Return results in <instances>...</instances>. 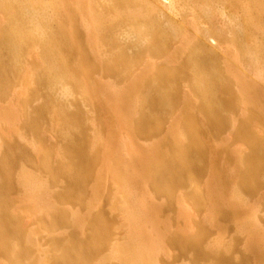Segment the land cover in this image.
<instances>
[{
  "label": "bare ground",
  "instance_id": "1",
  "mask_svg": "<svg viewBox=\"0 0 264 264\" xmlns=\"http://www.w3.org/2000/svg\"><path fill=\"white\" fill-rule=\"evenodd\" d=\"M0 11L6 15L0 25V97L11 90L15 79H19L27 64L25 55H35L37 67L25 66L27 76L23 85L30 87L27 99L32 95L38 97L45 90V103L35 110H26L24 127L41 137L40 131L47 123L45 114L54 113L51 127L58 129L60 126L62 129L56 131L64 139V144L58 145L62 146V158L57 164L52 160L56 148L48 146L43 150L41 147L43 159L39 158L42 162L39 167L48 177L31 173L32 178L22 179L24 164L33 157L25 146L0 135V255L5 257L3 264H105L112 258L120 264H157L161 247L152 254L153 247L143 242L147 231L142 229L140 211L131 217L121 209L124 219L127 214L129 224L133 219L135 223L128 226L124 221L127 226L124 238L111 240L107 254L103 250L111 227L101 211L88 217L90 233L52 236L47 250L38 247V251V237L22 227L14 212L12 194L16 183L27 182L28 188L24 189L29 193L23 197L35 202L33 209L39 215V233L52 235L61 228H82L86 222L79 212L72 213L61 206L78 203L89 209L92 197L88 200V188L92 186V196L98 194L100 187L96 182L101 184L107 169L108 160L104 155L100 157L102 152L98 148L103 144L98 116L91 119L80 111L79 103L87 104L89 92L82 81L107 79L106 84L109 80L131 84L132 88L129 86L125 95L127 110H124L135 115L134 131L140 138L161 134L163 123L159 114L163 118L166 114L181 113L180 121L168 129L169 136L158 140V145H151L153 153L148 150L149 153H139L138 162L159 194L170 197L177 185L190 184L197 189V176L205 173L207 162H210L216 171H212L209 189L215 190L213 195L218 196L213 205L221 211L228 204L232 212H225V215H229L237 212V207L244 202L240 200L242 196L254 194L264 184V132L259 134L250 128L252 118L264 120L261 118L264 114V21L261 19L264 0H0ZM64 21L69 22V27ZM211 39L216 43H211ZM251 72L256 74L258 82L251 81ZM11 108L8 106L9 110ZM192 114L201 116L204 122L201 120L199 124L189 118ZM238 114H246L245 119H237ZM86 116L90 124H94L93 135L85 132ZM124 117L126 119V115ZM227 126L235 127V132L237 130L249 147L238 165L239 185L235 189L236 185L231 186L230 202L221 198L227 196L225 191L235 178L232 175L236 168L226 170L219 166L224 159L218 151L209 154L204 139L205 130L217 135ZM124 145L128 146V142ZM127 146L123 149L127 148L126 152L130 153ZM104 150L107 152L108 148ZM117 169L114 168L116 175ZM17 170L18 175L15 174ZM90 180L94 184L89 187ZM44 186L53 188L52 199L50 194L37 193V189H45ZM128 194L125 195L128 197ZM203 232L170 236L187 254L190 246L197 248ZM198 248L192 251L196 255L194 258L210 257L208 259L214 260V264H230L225 251L201 252ZM259 252L257 258L264 264V248ZM192 261L191 264H196Z\"/></svg>",
  "mask_w": 264,
  "mask_h": 264
},
{
  "label": "rangeland",
  "instance_id": "2",
  "mask_svg": "<svg viewBox=\"0 0 264 264\" xmlns=\"http://www.w3.org/2000/svg\"><path fill=\"white\" fill-rule=\"evenodd\" d=\"M261 14L264 15V13ZM5 19H6L5 13L0 11V25L5 21ZM261 19L262 21H264V17H262ZM64 22L66 25L69 24L68 21H64ZM55 24L57 25L56 21ZM211 43L215 44L216 43L215 39H211ZM27 54L24 57L25 58L24 62L26 61L27 64L23 66L24 69L19 74L18 76L19 79H15L11 90L10 91L8 90L9 92H7L5 96L0 97V113H1L0 135L4 136L5 138L8 137L10 140L16 142L17 144H20L21 146H25L26 149L29 150L30 155L33 157L32 161H29L27 163L25 162L24 164L25 172L22 179L32 178L33 174L38 177H45V176L48 177L47 172L44 171L41 167H39V164L42 163L41 161L43 159V155H41L42 153L41 147H43V150L48 146L49 147L51 146L53 150L56 148L54 150L52 160L53 162L55 161L57 164L58 159L60 160L62 158V146L58 147V145L64 144V139L62 138V135L60 136V133H57L58 131H56L62 128H60V126H58V129H56V127L54 129L52 128L53 125L51 118H53L52 116L55 117L54 113L45 114L47 118V123L45 124L46 127L44 126L43 131H40L42 133L40 134L41 137H37L36 135H34L35 133H32V131H30L29 129H25L24 127V120H25L24 113L26 112V110L27 109L35 110L36 108L44 104L45 97L43 98V96H46V94L44 93L45 90L44 91L42 90L41 91V93L43 92L42 95L38 97L36 95H32L30 99H27V94L30 87H28L26 84L23 85V81L27 76L25 74L26 71L24 70H26V67L28 66L31 69H35V67H37L36 64L38 63V59L35 57V55L30 54L31 55L30 56ZM250 75L252 78L251 80L252 82H258L257 81L258 78H256L255 73L251 72ZM98 81H89V82L82 81V83H85L87 92L88 91L89 92L87 93L88 95L87 104L84 105V103L80 102L79 105L81 106L80 111L83 114H87L91 119L95 118V116H98V121H99L98 125L101 126V131L103 130L101 133L100 127H98L99 132L101 134L105 132L103 135L100 134L101 141H103V144H101L98 147L99 151L102 152L100 154V157L101 156L103 157L104 155V157L108 160L107 163L109 162V160L111 163L109 162L107 164L105 162L107 169L105 168L106 172L101 180V184L96 182L97 187H100L99 193L96 195L94 194L93 196H92L93 192L92 191L90 192V190H92L91 185L94 184V182H92L94 181V178H92V181L90 180L91 182L90 185L88 186L89 187L91 186V188L87 187L90 194L88 200L92 197V199L90 200L89 209L86 205H81L78 203H73L71 205L70 204L61 205L62 207L64 206L63 208L68 209L69 212L70 211L72 213L73 211L79 212L83 217H85L86 222L83 224L82 228H79L78 226H70L67 228L57 229L59 231L55 230L52 235H43L39 233L37 230L39 226L38 224L40 223L38 221L39 215L35 213V210L33 209V205L35 204V202H32L31 198H26L28 199L26 200L23 197L26 194L28 195L29 193L26 191L28 188V186H26L27 182H24V184L21 183V185L16 183L17 186L16 190L12 194V197L14 199V203H13L14 212L17 216H19L22 227L27 231H31L32 233L34 232L35 235L38 237L37 241L39 243L38 244L39 246L36 245L37 251L39 249L38 247L47 250V248L51 244L52 236L67 237L68 235L71 234V232L78 233L79 236H85L86 233L89 232V227H90L88 219L91 217V215L96 214L98 211H101L109 221V225L111 227V229L109 228L110 233H109L108 243L105 244L103 250V253L107 254L111 249L110 244L112 241H115L116 239H120L121 241L124 238L125 232L127 231L126 229L127 226L124 223V221L129 224L128 222L130 221L129 216L131 217H133L134 215L137 216L136 214H139L138 212L140 211L142 217L140 219L142 220L141 222H143L141 224L142 229L143 231H147L145 232L146 237H144L143 235V242L145 241L144 243H146L147 246L149 244L148 247L150 246L153 247V250L151 249L153 251L152 254H155L156 250H158V247H161L159 248L161 252L157 256L158 259L157 264L158 262L159 264H191L192 260H193L192 263L195 262L196 264H202L203 262H204L203 264H214L213 262L214 260L208 259L210 257L207 258L195 257L197 259L194 258V256L196 255H194L192 251H194L198 247L200 248L198 249L201 250V252H211L213 250L215 251L218 249L225 251V256H228L229 259L231 260L229 262L230 264H262L259 261V258L257 257H259L260 254L259 251H262V248H264V184L261 186V188L259 187V190L254 194L242 196L243 198L241 197L240 200L242 199L244 202H241V206L239 205V207H237V212H234L229 215H225V212H229V211L232 212L228 204H225L224 208L221 211L216 209V207L213 205L214 204L213 201L216 200L218 196L215 197L213 195L214 194L213 191L215 192V190L211 191V189H209L210 188L209 184L210 182L213 181L212 171L214 172L216 171L212 167V164L210 162H207V169L205 173H199V176H197L198 184H199L197 186V189H195L193 185L190 184L186 186L181 185V187L177 185V187L175 188L173 187V189L171 190L170 197L159 194L155 190L154 185H152L151 183L153 182L152 179L148 175H146V173L143 171L142 168L143 165L141 167V164L138 162L139 153L140 152L153 153L154 149L151 150V145L154 146L156 145V143L158 145L159 144L158 140L160 141L166 135L169 136V133L167 132L168 129L171 128V126L173 128L175 124L178 121H180L179 118H182V116H180L181 113L173 114V115L166 114L163 118H161L162 116H160L159 114L158 118L163 123L162 125H160V127H162L161 134L158 135L156 133V134H151L152 136L148 138H140L139 135L135 134L136 131H134L135 125H134L133 117L135 115L128 114V111H126L127 110L126 105L124 104L125 95L128 94V91L130 89L129 86H131L132 88V85L126 82H119L114 80H109L108 84H106L107 82L105 83V81H108L107 79L100 80L99 83ZM101 81L102 82L104 81L103 83L106 84V85L104 84V87H101L103 86V83H101ZM110 81L112 83H110ZM118 86H121L119 87L120 88L119 90H117ZM117 93L119 94L117 95ZM110 94L111 96L109 97ZM114 94L115 96L116 95L117 96L116 97L113 96ZM120 94L121 95L124 94V96L123 95L121 96ZM98 99H102V100H98ZM116 101L120 105L116 103ZM108 102H112V105L109 104ZM114 103H116L115 106H113ZM117 104H118L117 107L118 109H116ZM109 105L111 106V108ZM8 106L9 107L12 106L13 109L11 108V110H9ZM52 109L54 110V108ZM113 109L115 112L113 111ZM118 110L119 111L124 110L122 112L123 114L120 113ZM125 115H126V119L124 117ZM88 116L85 117L86 120L88 118V122H87L88 127L85 132L88 135H93L95 131L92 130L91 128L94 127V124H90L91 120H89ZM244 116H246V114L244 115L238 114L237 119L239 118L242 121L243 119H245ZM119 118L121 120H118ZM189 118L201 124L200 123L202 120L201 116H196L195 114H192ZM261 118H264V114L263 117ZM251 120H253L252 126L250 127L251 130L253 129L257 133L263 134L264 120L261 121L260 118H256V119L252 118ZM202 121L204 122V120ZM106 122L109 123L107 124ZM6 131L7 132L9 131L8 135ZM110 132L111 135L108 134ZM209 132H211V130L209 131L208 129L205 130L204 139L207 142L206 145L207 152L209 154H212L218 151L222 159H224V161L222 160V162L219 163V166L225 168L226 170L232 169L231 167H233V169L236 168L235 169L236 172H234V175H232L235 178L231 180L229 185L227 186L228 191L227 190L225 191V194L227 196L226 197L222 196L221 198L226 202L227 201L230 202V200L233 197V194H231V192L233 191L231 186L236 185L233 187L235 189L239 185L240 175L238 172L239 169L238 165L242 162L241 158L244 156V154L248 153L249 147L246 141L239 135L237 130L235 132V127L228 128L227 126V128L224 129V131H222L220 134L217 135L212 133L209 134ZM3 133H6L5 134L6 136ZM105 136L107 139L105 138ZM107 136H109V138ZM61 139L62 141H60ZM91 139L92 138L88 140L91 141ZM111 139L114 140L112 141ZM126 142H128V146L124 145V143ZM105 143L107 146H105ZM124 146L131 148L128 149L131 154L126 152L127 148H125V150L123 149ZM105 148L106 149L108 148L107 152L104 150ZM37 158L38 159L42 158V159L41 161L39 159L40 162H37L38 160ZM117 162L120 163L121 166ZM99 164L101 165L100 161ZM115 167H118L119 169V170L117 169L118 175L114 173ZM18 171L19 170L15 172L16 175L19 174ZM140 171L142 173H140ZM124 172L125 174H127L125 175V177L123 176ZM25 173L26 174L28 173L29 175L28 174L26 175ZM93 175H95V171H93ZM126 176H128L129 178V179L127 178V181L125 179ZM123 178L125 179L126 184ZM24 187L26 190L24 189ZM44 188L45 189H43V187L38 188L37 193L45 192L47 196L48 194H50L52 199L53 188H51V186H44ZM47 188L49 189L46 190ZM129 192L130 195L128 194ZM125 194H128V197ZM130 200L131 202H133L132 203L133 206H131L132 204L129 205L128 203H126L127 201ZM120 202L122 205L124 204L126 207L124 205L122 206L121 204H119ZM136 206L137 209L134 210L133 207L136 208ZM121 209L123 210L124 213L127 212H128L127 214L130 213L128 217L127 214H125L126 219H124V213L122 212ZM129 209L131 210V212L129 211ZM155 210L157 211V213L154 212ZM132 212L134 214H132ZM136 220H138V218ZM132 223H135L134 219ZM132 223H130L128 226H132ZM200 230H203L204 232L200 236V239L197 244V248L194 249L193 246H190L189 249L191 251L188 250L189 252L187 254L186 253L184 254V252L181 251L182 247L175 244L172 241V236H170L174 234L175 235L195 234ZM128 232H129V227H128ZM158 242H160L161 244H159ZM41 254L42 253L38 252V255L41 256ZM4 258L5 257L0 255V264H3L2 260ZM200 261L202 263H200ZM105 264H120V263H118L117 260H114L112 258L110 262L108 260L105 262Z\"/></svg>",
  "mask_w": 264,
  "mask_h": 264
}]
</instances>
